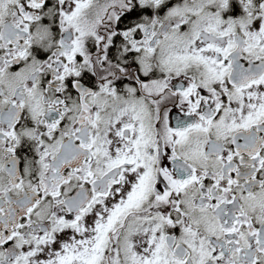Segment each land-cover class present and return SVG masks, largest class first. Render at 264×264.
<instances>
[{"label":"snow or ice","instance_id":"6c2138e0","mask_svg":"<svg viewBox=\"0 0 264 264\" xmlns=\"http://www.w3.org/2000/svg\"><path fill=\"white\" fill-rule=\"evenodd\" d=\"M0 264H264V0H0Z\"/></svg>","mask_w":264,"mask_h":264}]
</instances>
